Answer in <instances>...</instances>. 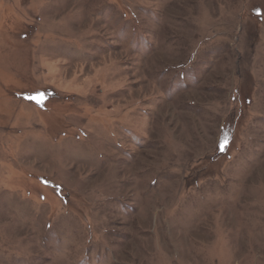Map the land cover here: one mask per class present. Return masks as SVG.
Listing matches in <instances>:
<instances>
[{
  "label": "rangeland",
  "instance_id": "obj_1",
  "mask_svg": "<svg viewBox=\"0 0 264 264\" xmlns=\"http://www.w3.org/2000/svg\"><path fill=\"white\" fill-rule=\"evenodd\" d=\"M0 264H264V0H0Z\"/></svg>",
  "mask_w": 264,
  "mask_h": 264
}]
</instances>
